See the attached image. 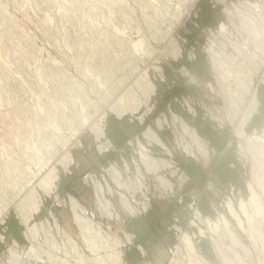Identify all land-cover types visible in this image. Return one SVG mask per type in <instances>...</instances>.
I'll return each mask as SVG.
<instances>
[{
	"label": "rangeland",
	"instance_id": "1",
	"mask_svg": "<svg viewBox=\"0 0 264 264\" xmlns=\"http://www.w3.org/2000/svg\"><path fill=\"white\" fill-rule=\"evenodd\" d=\"M223 1L0 0V264H264V150L247 142L264 143V7ZM236 2L258 17L241 20ZM219 23L251 84L214 82L206 51L221 47L210 44ZM90 120L113 144L124 134V151L98 153ZM75 155L95 162L93 182ZM248 185L263 207L247 203L250 224L238 207Z\"/></svg>",
	"mask_w": 264,
	"mask_h": 264
},
{
	"label": "bare ground",
	"instance_id": "2",
	"mask_svg": "<svg viewBox=\"0 0 264 264\" xmlns=\"http://www.w3.org/2000/svg\"><path fill=\"white\" fill-rule=\"evenodd\" d=\"M226 0H224L223 2H225ZM222 2V3H223ZM237 3H244V4H247V3H245V2H236V3H231V6H236L237 5ZM223 4H225V3H223ZM256 6V5H255ZM208 11V10H207ZM230 21V20H229ZM219 26H220V31H224L225 30V25L223 24V23H219ZM250 33H252L251 31H250ZM253 34V33H252ZM251 35V34H250ZM208 37V36H207ZM228 37H229V39L230 40H233L232 39V36H231V34H229L228 33ZM257 39V41H258V38H256ZM140 40H142V39H140ZM138 41V40H137ZM228 41V40H227ZM134 42V41H133ZM232 42V41H231ZM259 43H262V44H264V42L263 41H258ZM138 43H141V41H138ZM143 43V42H142ZM208 43V42H207ZM132 44V43H131ZM130 44V45H131ZM236 45H237V43H235ZM254 44H255V46L256 47H261L260 45H258V43L257 42H254ZM133 45V44H132ZM138 45L139 44H135L134 46H132V47H137L138 48ZM143 46V45H142ZM205 46V45H204ZM212 46V45H211ZM234 46V45H233ZM177 47H178V45H177ZM143 48V47H142ZM176 48V47H175ZM210 48V53H211V51H213V53L211 54V57H212V61H213V64H214V68L217 70V74H218V76H220V77H222L223 79H224V83H225V81H227L228 80V82H230V84H231V77L229 76V74L227 73V72H225V71H227V70H231V69H233V68H236V70H237V72L238 73H240L241 72V76H242V74H244V76H248L249 77V79H251L252 78V75H250L251 73H250V71L248 70V69H245V71H244V73H242L243 72V69L245 68V60H243V59H235V58H233V57H231L230 55H228L227 53H226V51L224 52L223 51V48L224 47H218L219 48V50L217 51L216 49H214L213 50V48L212 47H209ZM208 48V49H209ZM262 48V47H261ZM139 49V48H138ZM174 49V48H173ZM206 49V48H205ZM178 50V49H177ZM208 51V50H207ZM237 51V50H236ZM235 51V52H236ZM262 52H263V54H264V49H262ZM177 53V52H176ZM240 54V53H239ZM238 55V54H237ZM242 55V54H241ZM236 57V56H235ZM222 58H224V59H222ZM260 59V62H261V64H262V66H264V56H263V58H259ZM252 61H254V64H252V68H254V66H255V68H257V65H256V59L255 60H252ZM253 63V62H252ZM134 69V68H133ZM133 72V71H132ZM139 73V72H138ZM136 75V74H135ZM262 75L264 76V71H263V73H262ZM137 76V75H136ZM140 76V75H139ZM146 78V77H145ZM149 78V77H148ZM142 80V79H141ZM141 80H140V82H141ZM253 80V79H252ZM138 81V80H137ZM241 79H239V78H237L233 83L234 84H238V85H241ZM134 82H135V80H134ZM248 82V81H247ZM138 83H139V81H138ZM244 84H246V83H244ZM249 84H251V81H250V83ZM260 84H262V86L264 85V83H262L261 81H258L257 82V85H258V89H257V93H256V99L258 98V101L260 102V106L263 104V102H264V90H260V88H261V86H260ZM125 85V84H124ZM136 85V84H135ZM229 85V84H228ZM232 85V84H231ZM242 85H243V83H242ZM245 87H246V85H245ZM127 88V87H126ZM130 88H131V86H130ZM141 88V87H140ZM229 88V87H228ZM248 88V87H247ZM143 89V88H142ZM230 89V88H229ZM228 89V90H229ZM233 89V88H232ZM237 89V88H236ZM242 89V88H241ZM145 90V89H144ZM147 90V89H146ZM239 90V89H238ZM237 90V91H238ZM248 90V89H247ZM126 91V90H125ZM143 91V90H142ZM230 91V90H229ZM234 91V90H233ZM144 92V91H143ZM230 92H232V91H230ZM235 92V91H234ZM233 92V93H234ZM248 92V91H247ZM137 93V92H136ZM238 93H239V91H238ZM243 93V92H242ZM132 94V93H131ZM235 94V93H234ZM240 94V93H239ZM250 94V93H249ZM248 94V95H249ZM244 95V94H243ZM122 96V95H121ZM245 96V95H244ZM137 97V96H136ZM241 97V96H240ZM260 97V98H259ZM130 98V97H129ZM237 98H239V97H237ZM255 98V97H254ZM131 99V98H130ZM132 99H133V97H132ZM137 99V98H136ZM236 99V98H235ZM119 100V99H118ZM142 101V100H141ZM254 101V100H253ZM252 101V102H253ZM182 102V101H181ZM120 103V102H119ZM138 103V102H137ZM254 103H255V101H254ZM128 104V103H127ZM133 105L135 104V103H132ZM142 104V103H141ZM256 105V104H255ZM113 106V105H112ZM129 106V105H128ZM184 106V105H183ZM259 106V107H260ZM123 107V106H122ZM137 107V106H136ZM124 108V107H123ZM140 108V107H139ZM240 108V107H239ZM257 108V107H256ZM255 108V109H256ZM116 109V108H115ZM131 109H134V106L131 108ZM130 109V110H131ZM113 110V109H112ZM240 110V109H239ZM117 112V111H116ZM134 112V111H133ZM240 113V112H239ZM252 113V112H251ZM124 114V113H123ZM249 115V114H248ZM85 118V117H84ZM84 120V119H83ZM89 122V124L90 125H93L92 126V130H93V132L95 133L94 134V136L93 135H91V137L93 138V140L97 143L96 144V150H98L97 148H99V151H98V153H100L101 151H105V150H112V151H114V152H117L118 154L120 153V152H123L124 151V149L123 150H121V149H117V147L113 144V142L105 135V132L103 133L101 130H100V128L98 127V125H95V123L92 121V120H90V121H88ZM159 122H160V119H159ZM182 122V121H181ZM145 123V122H144ZM167 125V124H166ZM174 125V124H173ZM176 125V124H175ZM178 125V124H177ZM176 125V126H177ZM242 126V125H241ZM163 128V127H162ZM185 128V127H184ZM181 129H183V128H181ZM151 131V130H150ZM238 131H239V129H238ZM256 131V130H255ZM101 132V133H100ZM147 132H149V131H147ZM153 133V132H152ZM152 133H151V135H152ZM163 133V132H162ZM180 134V133H179ZM189 134V133H188ZM192 134H193V132H192ZM244 134H245V132H244ZM57 135V134H56ZM145 135V134H144ZM164 135V134H163ZM264 135V134H263ZM183 136V135H182ZM181 136V137H182ZM185 136V135H184ZM192 136H194V134L192 135ZM157 137H159V136H157ZM199 137V136H198ZM218 137V136H217ZM62 138V137H61ZM192 138V137H191ZM177 139V138H176ZM180 139V138H179ZM197 139V138H196ZM195 139V140H196ZM248 140H247V142H250L251 143V148H255L256 150H257V148H258V151L259 152H263V150H264V143H259L260 145H262L261 147H257V146H254V142H252V140H255L256 142H259V140H257V139H259V137H257V136H255V135H252V136H248V138H247ZM263 139V138H262ZM76 141V144L78 145V146H81V142L79 141V140H75ZM183 141V140H182ZM150 142V141H149ZM166 142V141H165ZM66 143V140L64 141V139H62V145H64ZM67 143H69V142H67ZM66 143V144H67ZM163 143V142H162ZM194 143V142H193ZM61 144V143H60ZM149 144V143H148ZM182 145V144H181ZM184 145V144H183ZM182 145V146H183ZM186 145V144H185ZM204 144H202V145H200L198 148L200 149V151H202L203 153H205L206 151V147H204L203 146ZM67 146V145H66ZM187 146V145H186ZM167 148V147H166ZM191 149V148H190ZM170 151V150H169ZM189 154L190 155H192V153H190V151H189ZM261 154H263V153H261ZM260 154V155H261ZM142 155V156H141ZM264 155V154H263ZM257 156V155H256ZM254 157V159H255V161H254V167L256 168L257 167V165H258V158L257 157ZM62 157H64V159L66 158V159H68V161L71 159V155H70V153L68 152V149L66 148V150H65V153H64V156H62ZM139 158H141V160L143 161V163L145 164V166H147V167H149L150 166V164H153V161L147 156V155H145L144 153L142 154H140V157ZM153 158V157H152ZM65 159V160H66ZM159 159V158H158ZM156 161V160H155ZM71 162V161H70ZM175 164V163H174ZM127 168H129V167H127V165H125V170H127ZM152 168V167H151ZM169 168V167H168ZM178 168V167H177ZM94 171H95V169H94ZM166 172V171H165ZM170 172V171H169ZM57 169H55V168H48V172L46 173V175L45 176H43V181H41L42 183H41V188L44 190V191H48L49 190V185L50 184H52V183H50V181L51 180H53V179H56L57 178ZM259 173V172H258ZM94 174V173H93ZM260 175V174H259ZM256 176V175H255ZM254 176V180H259V177L257 176V178ZM112 177V176H111ZM121 177V176H120ZM166 178V177H165ZM141 179V178H140ZM162 179V178H161ZM166 180V179H165ZM28 182V181H27ZM31 182V181H30ZM54 182V181H53ZM123 183V182H122ZM141 183V182H140ZM28 184V183H27ZM46 184V185H45ZM48 184V185H47ZM162 185V184H161ZM252 185V184H251ZM251 185H248V188H249V193H250V197H249V199H248V202L246 201L245 202V200L243 201V200H240L239 201V209H241L242 211H243V214H245V216L247 217V220H248V222H249V224L251 223V220H253V219H251V217L249 216V214H247V212H246V209H247V203H249V205L252 207V209H255V211H257V212H261V210L263 209V207H262V205H261V202H260V199H259V197H258V195L256 194V192H255V190L252 188V186ZM163 186V185H162ZM129 187V186H128ZM262 187V186H261ZM52 188V187H51ZM103 190V189H102ZM101 190V191H102ZM122 190V189H121ZM146 190V189H145ZM150 190V189H149ZM164 190V189H163ZM101 191L99 192V199H101L102 200V197H104L103 196V194L101 193ZM49 192V191H48ZM53 192V191H52ZM140 192H141V190H140ZM142 193V192H141ZM145 193V192H144ZM146 194V193H145ZM121 198H122V201H123V198L124 197H122L121 196ZM28 199V198H27ZM95 199H96V197H95ZM98 200V199H97ZM15 201V200H14ZM69 201V200H68ZM74 201V200H73ZM124 201L126 202L125 203V205H126V208H127V210H129V209H131L132 208V206H130V204H128V202H127V200L124 198ZM96 202H98V201H96ZM104 202H105V204H108V202H107V200L105 199L104 200ZM132 202V201H131ZM36 203H37V201H36ZM69 203V202H68ZM38 204V203H37ZM104 204V203H103ZM78 205V204H77ZM111 205V204H110ZM36 206V205H35ZM5 207V206H4ZM7 207V206H6ZM14 207H15V209H20V205L19 204H16V205H14ZM75 207V206H74ZM227 207H228V209H229V211H230V213L232 214V215H234L236 218H237V220H238V223H240V219H239V217L237 216V212H235L234 211V207H233V205H232V203H231V201H227ZM124 208V207H123ZM3 209V208H2ZM109 209H106V205H105V209H104V211H106V213H107V215H109L110 217L111 216H113L114 217V215H116V213H112V212H110V211H108ZM74 211V213H75V210H73ZM129 211H131V210H129ZM78 214V213H77ZM117 217H118V214L116 215ZM75 221L78 223V224H81V218H79L78 217V215H76L75 217ZM77 218V219H76ZM87 219V218H86ZM146 219V218H145ZM82 221H84V220H82ZM86 221V220H85ZM55 223V222H54ZM223 223H224V226H227V223H226V221L225 220H223ZM56 224V223H55ZM85 224H86V227L88 228V227H93V223H92V221L91 220H88V221H86L85 222ZM253 224V223H252ZM220 225V224H219ZM82 226H85V225H82ZM216 226V225H215ZM217 227V226H216ZM82 227H80V229H81ZM90 228V229H91ZM252 229V228H251ZM82 231V230H81ZM87 231V230H86ZM96 234V233H95ZM87 235V234H86ZM92 237V236H91ZM183 237V236H182ZM184 243L186 244V246L188 247V249H189V252L190 253H193L194 254V251H193V247H192V245H191V242H189V239H188V236L187 235H184ZM94 238V237H93ZM91 239V238H90ZM69 240L73 243V241H72V238H69ZM182 242V243H183ZM74 244V243H73ZM92 244V243H91ZM194 245V244H193ZM179 250V249H178ZM195 250V249H194ZM197 252V251H196ZM179 253V252H178ZM181 253V252H180ZM111 254V253H110ZM116 254V253H115ZM109 255V254H108ZM112 255V254H111ZM181 256V255H180ZM183 257V256H182ZM181 257V258H182ZM198 257V256H197ZM107 259V258H106ZM110 259V258H109ZM199 259V258H198ZM185 260V259H184ZM199 261H201V260H199ZM13 262V261H12ZM18 262V261H17ZM189 263L188 264H197V262H196V258L195 257H189V261H188ZM187 264V263H186Z\"/></svg>",
	"mask_w": 264,
	"mask_h": 264
},
{
	"label": "built area",
	"instance_id": "3",
	"mask_svg": "<svg viewBox=\"0 0 264 264\" xmlns=\"http://www.w3.org/2000/svg\"><path fill=\"white\" fill-rule=\"evenodd\" d=\"M251 4H253V3H259L260 5H261V7H264V0H248ZM248 5L249 4H244V3H237V7L239 8V13H240V18H241V20H243V18L244 17H248V18H250V19H252V20H254L255 18H257L258 17V13H260L261 15H263L264 16V8H263V11L262 12H260L259 10H258V13H256V12H254V11H251V10H249V9H247L248 8ZM233 9V8H232ZM234 10V9H233ZM236 13H238V12H236ZM260 18V17H259ZM228 25H229V23H228ZM219 25H217V28H215V27H212V28H210V44L212 45V44H214V43H217L216 45H220V46H222V47H224L225 48V50H226V53H228L229 55L232 53V52H234V50L232 49V48H229L227 45H226V42H227V38H229L228 37V29H225L224 31H220L219 30V27H218ZM261 26H264V24H261ZM226 27H228V26H226ZM233 29V28H232ZM255 31H256V29H254ZM234 34L235 35H237V32L234 30ZM233 39H235V38H233ZM229 41H230V43H232L231 42V40L229 39ZM215 45V46H216ZM247 46V45H246ZM245 46V44L243 45V49H245V50H247V47ZM210 47V46H209ZM231 47H234V49H237V48H239V45H237L236 46V44L234 45V46H231ZM210 49V48H209ZM209 49H208V51H209ZM208 51H206V53H207V58H208V61L207 62H209V65H211V69L215 72V74H217V70L214 68V64L211 62V60H210V55H208L209 53H208ZM237 52H241L240 50H238ZM240 59H243V60H245V62H246V64H247V59L246 58H240ZM239 59V60H240ZM248 67H249V65H248ZM248 67H245L244 69H243V72L242 73H244V71H245V69H247ZM225 72H227L228 74H229V76L231 77V79H232V81L231 82H234L237 78H239V79H241L242 81H241V83H250V79H249V82H247V79L249 78L248 76H244V74H242V76H241V72L240 73H238L237 72V70H236V68H233V69H231V70H227V71H225ZM257 72V71H256ZM255 78H256V76H255ZM214 82L215 83H224V79L222 78V77H220V76H218V74L215 76V79H214ZM225 84H230V82H228V80L227 81H225ZM107 150H105V152H106ZM110 166H113L112 165V163L110 164ZM110 166H109V168L108 169H110ZM89 173V174H88ZM88 173H87V175L84 177V180L85 181H90V182H93V179L94 178H96L95 176H96V174L94 173L93 174V170H90V171H88Z\"/></svg>",
	"mask_w": 264,
	"mask_h": 264
},
{
	"label": "crops",
	"instance_id": "4",
	"mask_svg": "<svg viewBox=\"0 0 264 264\" xmlns=\"http://www.w3.org/2000/svg\"><path fill=\"white\" fill-rule=\"evenodd\" d=\"M210 69V68H209ZM209 79V78H208ZM205 84H207V83H205ZM210 134V133H209ZM206 135V137H208V138H210L211 139V135H214V134H210V135ZM127 137V136H126ZM125 140V136H124V134H122L121 133V136H120V138H118V140L116 141V138H115V140H114V144H115V146H119V145H117V142L119 143V144H121V142H122V140ZM209 139V140H210ZM116 141V142H115ZM213 144H216V145H218V143L216 142V141H214V142H212ZM220 144V143H219ZM80 155H75V158H76V160L79 162V161H82L81 160V158H83V160H84V164H82V168L84 169L85 167H86V165H88L89 167L85 170V172L87 171V170H93V168H95V162H93V160H90L91 158L89 157V156H85V157H82V156H80ZM89 157V158H88ZM188 169H189V171H192L193 170V167H191V165L188 167ZM155 206H157V209H162V207L161 206H158V205H155ZM152 208V207H151ZM153 212H150L149 211V213H147V215H146V221L149 223V222H152V219H153ZM146 222V223H147ZM147 223V224H148ZM149 224H151V223H149ZM148 224V225H149ZM148 229V228H147ZM147 234V233H146Z\"/></svg>",
	"mask_w": 264,
	"mask_h": 264
}]
</instances>
